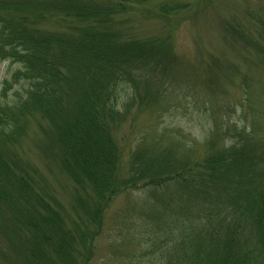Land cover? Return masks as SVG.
Wrapping results in <instances>:
<instances>
[{
    "label": "trees",
    "instance_id": "16d2710c",
    "mask_svg": "<svg viewBox=\"0 0 264 264\" xmlns=\"http://www.w3.org/2000/svg\"><path fill=\"white\" fill-rule=\"evenodd\" d=\"M143 3L0 0V62L16 65L0 90V235L21 264H87L106 208L126 188L146 195L113 218L118 229L108 234L119 264H264V139L254 124L246 130L224 121L228 135L211 128L209 141L190 145L182 134H168L162 145L164 130L149 125L131 152L127 179L120 177L113 131L134 108H167L159 87L175 69L159 40L128 32L126 12ZM258 5L229 34H239L235 41H246L239 47L264 67V2ZM49 20L68 22L70 32L39 27ZM33 124L44 133V142L32 140L42 159L52 158L88 198L78 196L73 227L40 195V171L20 150L35 135ZM169 142L186 143L189 155L173 161ZM7 260L1 248L0 264Z\"/></svg>",
    "mask_w": 264,
    "mask_h": 264
},
{
    "label": "rangeland",
    "instance_id": "374dc122",
    "mask_svg": "<svg viewBox=\"0 0 264 264\" xmlns=\"http://www.w3.org/2000/svg\"><path fill=\"white\" fill-rule=\"evenodd\" d=\"M263 2V0H148L147 4L134 5L133 9L126 12L125 17L129 22L125 25L128 24V32L141 39L159 40L163 47H169H161L160 55L166 57L168 61L173 60L172 67L175 69L169 77L162 76L166 80V87L163 89L159 87L160 93L163 92L164 95L167 93L168 107L155 110V114H152L151 110L142 111L134 108L126 121L113 131L120 155L119 172L122 179H127L131 152H135L139 146L142 147L140 140L149 125H153L156 130H164L166 138L162 145L167 143L168 134H182L188 139L189 145L195 142L204 143L209 141L206 138L211 134L209 132L211 128L213 131H219L215 133L223 138L231 130H227L225 124H221L224 121L236 123L238 128L246 127V130H251L254 124L253 129L257 138L264 139V67L257 66L254 59L248 56L251 52L239 47L246 43L239 38L235 41L239 34H229L231 29H238V24L243 22L245 25L248 22L245 17L246 9L251 5L258 8V3ZM52 18L57 20L55 17ZM68 26H71L68 22L54 20L39 25L51 34L70 32ZM247 36L244 30L242 39L246 40ZM255 37L258 35L255 34ZM15 69L16 65L0 62V90L3 77ZM253 113L255 123L252 121ZM213 118L219 126L215 127ZM32 127V132L36 136L31 134L20 146V150L40 171V184L37 189L40 195L49 204L61 209L67 217V225L73 227L78 196L81 195L84 203L89 202L88 198L52 158L50 160L47 156L42 159L36 146L32 145V140L40 139L44 142V133L41 130L40 134L37 124H33ZM224 140L226 146L231 141L228 136ZM152 144L151 141L143 143L144 147ZM157 144L158 142H155L153 149L157 148ZM168 146L174 148L166 150L169 153L165 154L175 162L177 159L182 161L189 155L186 143L184 145L180 142L178 145L170 143ZM193 149L198 154H203L199 147ZM87 191L96 197L92 187L87 186ZM145 193L143 189L126 188L111 200L104 212L105 231L94 240L93 255L87 264H119V261L113 258L111 242L114 238L108 231L115 232L118 229L113 222L115 214L129 202L141 201ZM4 239L5 237L0 235V249L4 250L10 260L6 263L21 264L16 253L5 247ZM133 261L134 264H144L138 258H134Z\"/></svg>",
    "mask_w": 264,
    "mask_h": 264
}]
</instances>
